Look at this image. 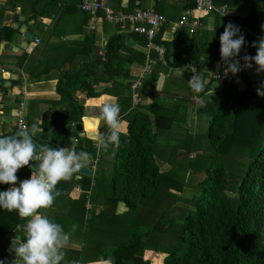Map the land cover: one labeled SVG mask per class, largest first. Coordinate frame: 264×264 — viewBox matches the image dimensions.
Segmentation results:
<instances>
[{"label": "trees", "instance_id": "1", "mask_svg": "<svg viewBox=\"0 0 264 264\" xmlns=\"http://www.w3.org/2000/svg\"><path fill=\"white\" fill-rule=\"evenodd\" d=\"M213 2L241 7L249 0ZM249 3L251 7L243 16L233 18L245 27L241 32L245 44L237 57L241 64L243 56L256 54L252 42L264 36V0ZM193 6L191 0L188 7ZM229 22L233 23L217 14L213 30L197 28L189 33L178 27L172 40L165 41L160 36L168 25L166 20L153 41L165 47L167 68L196 64L197 73L205 79L209 67L221 60L219 37ZM13 32L10 26L0 25V43L10 41ZM127 36L146 44L143 35L116 33L106 40L103 55L88 53L82 62L73 58L70 67L61 71L56 85L60 98L44 111L38 126L45 132L43 139L60 144L77 135L73 122L83 112L78 94L95 97L104 93L100 86H108L104 89L108 93L118 82L128 80L130 84V67L136 61L142 64L144 54L126 46ZM214 80L212 74L203 92L192 91L202 96ZM262 82L264 72L252 78L242 70L222 81L220 100L204 98V104L195 109L207 118L204 135L190 133L188 128L177 130L185 122L186 96L176 117L159 102L127 112L123 116L127 128L120 135L119 147L111 145L107 151L112 156L109 175L103 172L99 177L75 179L74 174L70 185L76 183L82 189L76 198L60 182L56 186L59 195L48 218L82 241L79 250H69L67 264H264V96L256 91ZM15 132L12 128L0 134ZM85 151L95 157L91 147ZM161 163L171 166L162 170ZM31 171L24 166L16 175L27 179ZM190 185L195 190L193 196H183ZM9 187L0 183V191ZM122 204L126 210L119 212ZM25 223L16 211L0 208L3 264L12 235L23 237Z\"/></svg>", "mask_w": 264, "mask_h": 264}, {"label": "crops", "instance_id": "2", "mask_svg": "<svg viewBox=\"0 0 264 264\" xmlns=\"http://www.w3.org/2000/svg\"><path fill=\"white\" fill-rule=\"evenodd\" d=\"M79 2L78 0H0V25L10 26L14 30L12 36L16 32V29L13 27L16 23H18V27L22 25L26 26L25 30L33 33L32 39L18 46L17 50L3 49L0 52V61L2 63L0 74L3 80V89H0V127L4 129L3 131L12 128L18 130L16 126L17 115L15 119L12 118L15 113H18V108L25 115L24 120L28 128L33 124H38L37 126H39L44 111L51 106L52 101L60 98V95L56 91V85L61 71L70 67L71 59L74 58V60L79 62L86 61L88 53L92 52L103 55L104 44L111 35L116 33H135L129 24L121 26L113 22H108L101 16L91 18L87 12L80 9ZM109 3L115 10L132 11L135 8V0H109ZM190 3L191 0H140L141 7L154 8V10L166 18L168 25H166V29L160 36L161 40L165 41L172 40L175 31L171 27L173 25L172 22L180 16L183 10L192 8L188 7ZM223 4L225 3L221 5ZM243 4L241 7H243ZM241 7H235V10L238 12H234L235 10H233L234 13L229 15L232 18L237 17L234 14L239 15L240 12L242 13L244 11V8L241 9ZM227 8L229 10V7ZM246 11L245 9L244 12ZM15 16H17V21L14 20ZM215 16L216 14L214 13L201 14L199 30L205 32L213 30L215 27ZM60 39L61 41H59ZM125 40L126 46L130 47L133 52L144 54L145 62L146 53H148L146 44L138 43L131 36H127ZM2 42L6 43L10 41ZM51 49L55 51V54L56 50H63L64 55L61 53L53 55ZM150 54L151 57L156 58L154 51H151ZM220 61L211 65L213 67L210 70L211 76L213 70H215V65H221ZM144 62L141 64L136 61L130 67V75L132 78L129 80V85H127L128 80H124L117 84L114 83L115 85L109 89L108 93L104 91L108 86H100L99 89L104 92L100 96L85 98L82 94L77 95L78 103L83 106V112L79 118L81 117L83 131L86 132V135L107 131L105 123L99 120L98 117L101 107L105 103L112 101L120 105L119 120L122 132H125L127 128V122L123 119V116L135 106L159 102L176 117L181 108L180 104L183 103L182 101L185 96V99L189 97L186 102L187 110L184 122L186 125L184 123H180V125H182V128H186V126L188 127V125L194 122L199 125L200 121L198 117L201 115L195 112V109L200 108V106H197L195 102L193 103L194 98L198 95L196 93L194 94L189 86V78L187 77L188 69L184 66L167 68L165 65L166 60L165 63L156 61L152 66V73L143 77L142 85H139L136 91H134L135 89L131 86L139 78ZM5 73L8 74L7 77L4 76ZM204 81L205 83L208 82L207 75ZM217 82H212L207 92L213 93L221 91V85H217ZM135 92L137 94L136 98L133 97ZM205 95L201 97L204 99ZM13 100L15 101V106L11 104ZM139 110L152 118V115L145 109L139 108ZM52 116L53 114L49 117L52 118ZM6 118L11 123L8 127H4L2 124ZM84 123L87 124L89 129L84 127ZM74 137H77V135ZM64 142L65 140L60 145H64ZM52 147L55 146L52 145ZM90 147L91 150H95V157L92 156V152H87L91 156V163L88 167L92 170V174L86 176L99 177L101 173L105 172L104 169H107L104 167L105 162H108L109 167H111L110 162L112 156L110 153L109 155L104 152L110 150L112 146L110 145L101 154L98 150V144L94 141H91L88 147L74 145L78 153L86 152L85 149H89ZM98 156L99 158L95 159ZM100 162L101 169L98 168V163ZM82 175L85 174H75V179H80ZM60 183L64 186H66V183L69 185L67 181H60ZM71 187L74 189V191H71L73 193L72 198H76L82 189L76 183ZM54 210L52 205L48 209L39 212V214L48 217L53 214ZM81 242L80 238L71 234L67 243L70 246L63 249L65 254V258L62 261L63 264H67L69 250H79L81 248ZM87 264L108 263L106 261H93Z\"/></svg>", "mask_w": 264, "mask_h": 264}, {"label": "clouds", "instance_id": "3", "mask_svg": "<svg viewBox=\"0 0 264 264\" xmlns=\"http://www.w3.org/2000/svg\"><path fill=\"white\" fill-rule=\"evenodd\" d=\"M261 29L264 30V24H261ZM219 40L220 59L226 65L225 76L229 73L235 75L242 68H252L253 62L257 66V74L264 72V36L252 42L256 54L243 56V64L237 59L245 44L240 28L229 22ZM189 86L196 93L203 92L205 81L202 74L193 73ZM256 91L258 95L264 96V82ZM120 111L117 102L105 103L98 119L105 123L107 131L87 137L82 133V137L96 142L103 150H107L110 145L119 147L122 134ZM41 131V127L33 124L30 128L17 130L15 136L0 134V183L15 185L18 180L17 171L24 166L32 168L30 162H38V169L32 171L30 178L20 181L18 187L11 186L0 191V208L9 212L16 211L18 217L26 221L24 236L18 239L15 247V264H61L65 258L63 249L71 232H65L60 224L39 214L38 210L53 205L59 195L56 191L58 182L70 180L91 163L89 153H78L74 147L57 149L46 142L40 145L34 143L33 137H37ZM75 229L76 226L73 225L72 232ZM72 264L78 262L73 261Z\"/></svg>", "mask_w": 264, "mask_h": 264}, {"label": "built area", "instance_id": "4", "mask_svg": "<svg viewBox=\"0 0 264 264\" xmlns=\"http://www.w3.org/2000/svg\"><path fill=\"white\" fill-rule=\"evenodd\" d=\"M79 7L82 11L87 12L91 18L101 16L104 20L121 26L129 24L133 32L142 34L146 37V48L148 53H146L145 62L139 78L131 86L133 89H135L134 91H136V88L139 85H142V78L152 73V66L156 61L165 63V47L163 45L156 44L153 39L159 32L161 26L165 23L166 18L154 10V8L141 7L140 0H135V8L132 11L115 10L109 3V0H80ZM227 9L228 8L226 4L216 6L213 0H194V6L192 8L183 10L180 16L174 22H172L173 25L171 27L173 29L184 27L189 33H193L201 24V14L214 13L216 15L218 14L226 17L235 23L234 25L238 26L241 32L244 31L245 27L233 21V18L229 15ZM151 51L156 53V58L151 57ZM220 64L221 65L219 69L215 71L213 77L217 81L222 82L225 79H228L231 73L225 76L224 69L226 65L223 63V61H220ZM184 67L188 69L187 77L189 79L193 73H197L196 64H186ZM136 96L137 94L135 92L133 97L136 98ZM195 104L197 106L203 105V97L197 96L195 98ZM24 117L25 115L22 113V111L18 110L16 121L18 130L21 128H28Z\"/></svg>", "mask_w": 264, "mask_h": 264}, {"label": "water", "instance_id": "5", "mask_svg": "<svg viewBox=\"0 0 264 264\" xmlns=\"http://www.w3.org/2000/svg\"><path fill=\"white\" fill-rule=\"evenodd\" d=\"M80 0H78L79 2ZM14 20L17 21V16L14 17ZM16 29V32L14 33V35L12 36L10 42H2L0 43V52L3 49H8V50H17L18 46H21L24 42H28L29 40L32 39L33 37V33L30 32L29 30H25L24 25H22L21 27H18V23L14 24L13 26ZM0 79H1V74H0ZM81 116V115H80ZM74 125V132L77 133V137H68L65 139L64 145H60L56 142H54L51 139H43L42 134H44L45 132L41 133L38 138L33 137V141L34 143L40 145L41 141H44L46 143H50L52 145L55 146V148H61V147H66L71 149L72 147H74V145L77 146H86L88 147L89 144L91 143L90 139H87L85 137L87 136H91V135H86V132L83 131V126H82V122H81V117L79 118V120H77L76 122H73ZM52 129L48 130L51 131ZM82 133L84 134L85 137H82ZM17 134V132L13 133V134H8L6 136H15ZM32 170H36L38 169V162H34L32 165ZM81 174H85V175H91L92 174V170L88 167V168H82ZM20 179L17 180L15 185H10L11 186H19L20 183ZM21 236L19 234H13L12 235V239L11 242L9 244V246L7 247V250L5 252V256H4V264H15V247L17 246L18 243V239Z\"/></svg>", "mask_w": 264, "mask_h": 264}, {"label": "rangeland", "instance_id": "6", "mask_svg": "<svg viewBox=\"0 0 264 264\" xmlns=\"http://www.w3.org/2000/svg\"><path fill=\"white\" fill-rule=\"evenodd\" d=\"M232 2L234 3V0H232ZM249 2H250V0H249ZM249 2H244V4H243V7H241V9H243L244 8V11H245V9L248 11V8L249 7H251V4L249 3ZM253 5H254V3L253 2H251ZM242 4V3H241ZM235 6H236V4H234ZM228 7V6H227ZM232 9V10H231ZM233 10H235V7L232 5V4H230L229 5V10H228V13L229 14H233L234 12H238V11H234L233 12ZM242 11V10H241ZM240 12V14L239 15H237V14H234V15H236V16H243L244 15V13H246V12ZM38 32H39V30H38ZM59 41H61V39L59 40ZM62 44V43H61ZM52 50V54L54 55L55 54V51L53 50V49H51ZM59 53H61V54H63L64 55V51L63 50H56V54L55 55H58ZM1 65H2V63H1V61H0V69H1ZM216 67L214 68L215 70H213V74L215 73V71H217L218 69H219V67L220 66H218V65H215ZM256 65H253L252 66V68H242V72H245V73H248L249 75H251L252 76V78H256V77H260V73L259 74H257L256 73ZM212 69V66H210L209 67V72H210V70ZM206 74H207V72H206ZM4 76H5V74H4ZM207 77H208V79L211 77V72L210 73H208L207 74ZM232 77V74L230 75V77L229 78H231ZM228 78V79H229ZM213 82H217L216 80H214ZM217 85H221V88L223 87V85H222V83L221 82H217L216 83ZM204 98H208V100H213V101H216V103L220 100V91L218 92H213V93H211V92H207L206 93V95H205V97ZM6 100H8V99H6ZM195 102V98H194V101H193V103ZM192 103V104H193ZM11 104L13 105V106H15V101L13 100L12 102H11ZM18 106H19V104H18ZM18 110H19V108L17 109V112H18ZM18 113H15V115H13L12 116V118L13 119H15V117H16V115H17ZM13 119H11V120H13ZM198 119H199V121H200V123H199V125L198 124H195L196 122H194V123H192V124H190V125H188V127L186 126V128H188V131L191 133H198V134H201V135H204V133H205V130H206V126H207V121H206V117H204L203 115L202 116H200V117H198ZM2 124H3V126L4 127H8V126H10L11 125V123H10V120L8 119V118H6V119H4L3 120V122H2ZM13 124V123H12ZM184 125H186L185 123H184ZM186 128H182V125H180V126H178V128H177V130L178 131H181V132H184L185 131V129ZM4 129H2V127H0V133L3 131ZM7 130V129H6ZM205 141V140H204ZM161 143V142H160ZM202 149V148H201ZM200 149V153L202 152V150ZM98 150H99V153H103V149L102 148H98ZM105 154H109V153H107V152H104ZM110 155V154H109ZM185 155V152L183 151H181L180 152V156H184ZM108 160H110V159H108ZM105 165H104V167L105 168H107L106 170L104 169V171H105V174H107V175H109V173H110V170H111V167H109L110 165L108 164V162H105L104 163ZM160 164V163H159ZM162 164V163H161ZM102 166H103V164H102ZM169 166H171V165H168V164H165V163H163L162 164V167H161V169L162 170H166L167 168H169ZM109 167V168H108ZM98 168L99 169H101V162L100 163H98ZM67 182L69 183V185H67V183L65 184L66 185V188L67 189H70V192L72 191V187L70 186V184H72V182H71V179L70 180H67ZM70 186V187H69ZM194 187L193 186H189V187H186V189L183 191V193H182V195L183 196H186V197H191V196H193V193L195 192V190L193 189ZM63 207V206H62ZM44 209H48V208H42V209H39L38 210V212H42ZM117 210L120 212H123V211H125L126 210V208H125V206L122 204V205H119L118 206V208H117ZM65 232H67V231H65ZM81 244H82V242H81ZM70 245L69 244H66L65 245V247H64V249L65 248H68ZM62 264H63V262H62Z\"/></svg>", "mask_w": 264, "mask_h": 264}, {"label": "bare ground", "instance_id": "7", "mask_svg": "<svg viewBox=\"0 0 264 264\" xmlns=\"http://www.w3.org/2000/svg\"><path fill=\"white\" fill-rule=\"evenodd\" d=\"M10 75V74H9ZM5 76L7 77L8 76V74L7 73H5ZM84 127L86 128V129H89V127L87 126V124H85L84 123Z\"/></svg>", "mask_w": 264, "mask_h": 264}]
</instances>
